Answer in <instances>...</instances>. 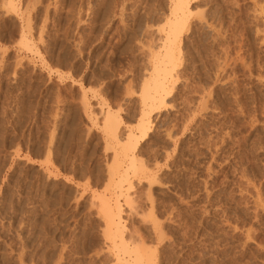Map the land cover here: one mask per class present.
Returning <instances> with one entry per match:
<instances>
[{
    "label": "rangeland",
    "instance_id": "obj_1",
    "mask_svg": "<svg viewBox=\"0 0 264 264\" xmlns=\"http://www.w3.org/2000/svg\"><path fill=\"white\" fill-rule=\"evenodd\" d=\"M186 1L178 72L155 107L141 90L173 0H15L16 13L0 10V264H17L19 240L35 264H53L75 234L61 264H117L89 203L108 197L119 147L102 130L107 108L123 131L148 122L138 158L152 184L141 179L145 217L131 223L160 264H264V1Z\"/></svg>",
    "mask_w": 264,
    "mask_h": 264
},
{
    "label": "bare ground",
    "instance_id": "obj_2",
    "mask_svg": "<svg viewBox=\"0 0 264 264\" xmlns=\"http://www.w3.org/2000/svg\"><path fill=\"white\" fill-rule=\"evenodd\" d=\"M37 1V0H36ZM50 1V0H49ZM172 1V0H171ZM264 1V0H262ZM15 0H0V10L2 11L3 15L9 12L16 13L17 9L15 6ZM45 2V1H44ZM173 6H171L172 10V18L170 16V19L168 20V27L167 29H164L165 33L163 37H160V42L158 46H155L158 48V50L161 47V51L158 52V55L152 53L151 61L153 62V66L151 69V73L149 74V78L151 79V83H145L146 86H143L144 89L141 90L142 93V102L143 104L146 101H148V104L150 107H155L157 103L162 104L164 100V95L167 94V88L170 86L167 84L168 79L172 80L171 78L175 77L176 73H173L172 70L175 68V61H177L178 58L176 56L175 58V46L176 41L178 39V35L181 32V29L184 27L187 16H189L190 8L187 4L186 0H173ZM33 3H36L35 1ZM39 3V2H38ZM50 3V2H49ZM48 3V4H49ZM259 3V2H258ZM257 3V4H258ZM56 1H54L53 5L55 6ZM50 5V4H49ZM57 5V4H56ZM34 7V4L32 5ZM44 7H41V9L45 8L46 14L47 8L50 6L43 5ZM262 6V5H260ZM26 7V6H24ZM36 7V6H35ZM39 7V6H38ZM57 7V6H55ZM55 7L54 11H55ZM58 8V7H57ZM33 9V8H32ZM37 9V7H36ZM40 9V8H39ZM261 10V9H260ZM20 11V10H19ZM45 11L44 15L45 16ZM40 13V12H39ZM53 13V11H52ZM120 13V12H119ZM19 14V13H18ZM16 15V14H15ZM1 16V15H0ZM47 16V15H46ZM45 16V18H46ZM54 16V15H53ZM56 17V16H55ZM53 18V17H52ZM261 18V17H260ZM202 19V18H201ZM44 20V19H43ZM45 22V21H44ZM48 22V20H47ZM41 23V22H40ZM28 24V22H27ZM201 24V23H200ZM167 25V24H166ZM45 26V25H43ZM26 27V26H25ZM42 28V27H41ZM163 28V27H162ZM264 28V27H262ZM32 30V29H30ZM161 30V29H160ZM163 30V29H162ZM27 33H29L27 31ZM150 33V32H149ZM259 33V32H258ZM24 30H21L20 39L18 42L21 41L22 45L28 49L29 46L26 42ZM31 35V34H30ZM41 36V35H40ZM27 37V36H26ZM45 37V36H44ZM41 39V38H40ZM43 39V38H42ZM214 41V40H213ZM30 42V41H29ZM45 42V40H44ZM261 42V41H260ZM259 42V43H260ZM33 44V43H32ZM153 46V45H152ZM33 47V46H32ZM154 47V46H153ZM152 47V48H153ZM178 47V45L176 46ZM23 48V47H22ZM151 48V49H152ZM30 49V48H29ZM179 49V48H178ZM210 49V48H209ZM236 49V48H235ZM48 50V49H47ZM37 52V51H36ZM154 52V51H153ZM179 50H177L176 53H178ZM210 52V51H209ZM236 53V52H235ZM37 54V53H36ZM148 54V53H147ZM154 54V55H153ZM205 54V53H204ZM183 55V54H182ZM77 57V55H76ZM149 57V56H148ZM18 58V57H17ZM242 58V57H241ZM258 59V58H257ZM241 62V61H240ZM243 62V61H242ZM205 63V62H204ZM236 63V62H235ZM33 64V63H32ZM248 64V63H247ZM152 65V64H151ZM178 65V64H177ZM176 65V66H177ZM225 65V64H224ZM24 66V65H23ZM33 66V65H32ZM257 66V65H255ZM258 67V66H257ZM178 68V67H177ZM13 70V69H12ZM150 71V70H149ZM174 71V70H173ZM12 72V71H10ZM227 74V73H226ZM60 75V74H59ZM14 76V74H13ZM173 76V77H172ZM177 76V75H176ZM256 76V75H255ZM171 77V78H170ZM246 77V76H245ZM255 78V77H254ZM185 79V78H184ZM255 80V79H254ZM175 81V79H174ZM225 81V80H224ZM222 82V81H221ZM172 83V82H171ZM175 83V82H174ZM234 83V82H233ZM167 84V85H166ZM24 85V84H23ZM144 85V84H143ZM172 86V85H171ZM36 87V86H35ZM189 87V86H188ZM246 87V86H245ZM142 89V88H140ZM203 90V89H202ZM139 91V90H138ZM209 92V90H208ZM209 94V93H208ZM141 95V94H140ZM168 95V94H167ZM81 96V95H80ZM231 96V95H229ZM56 97V96H55ZM54 98V97H53ZM38 100V99H37ZM82 101V100H81ZM141 102V103H142ZM170 103V102H169ZM85 104V103H84ZM102 105V104H101ZM17 106V105H16ZM81 106V105H80ZM84 106V105H83ZM104 106V105H103ZM165 106V105H164ZM239 106V105H238ZM4 107V106H3ZM53 107V106H52ZM108 107V106H107ZM144 107V106H143ZM148 109H151V108ZM230 107V106H229ZM228 107V108H229ZM217 108V107H216ZM237 108V107H236ZM47 109V108H46ZM142 109V108H141ZM162 109V108H161ZM218 110V109H217ZM51 111V110H50ZM85 111V110H84ZM117 111V110H116ZM142 112V110H141ZM148 112V111H147ZM49 114V113H48ZM149 114V113H148ZM241 114V113H240ZM54 115V114H53ZM104 116L102 117V130L105 133V137L111 139L113 142H115V146L118 145L117 149L114 150L113 153V161L110 162V164L107 166V176H106V184L103 187L104 190L108 194V197L104 199L100 198L99 202L94 201V199L90 198L91 205L94 207V215L98 217L102 221V230L101 233L103 235V238L107 240L106 243L107 249L115 263L117 264H160L158 260V256L155 254L156 252L149 247L147 248L145 246V241L143 240L142 236L139 234V228L137 225H133L131 223V216L136 215L139 217V214L142 213L139 211V184L141 182L142 178L147 179L146 183V190H150L151 187V178L150 176H147V170L144 169L142 162L138 158L139 156V137L144 136L147 132V121L144 117H141L138 121L137 127L135 128L136 132H134L131 128H128L126 131L122 130L120 127V118H118V114L115 112H112L109 110V108L105 109ZM217 116V115H216ZM58 117V116H57ZM253 119L255 117H252ZM149 119V118H148ZM55 120V119H54ZM13 125V124H12ZM257 128V127H256ZM226 131V130H225ZM241 132V131H240ZM140 133V136H139ZM242 133V132H241ZM227 135V134H226ZM145 137V136H144ZM174 137V136H173ZM210 138V137H209ZM110 140V141H111ZM239 140V139H238ZM43 141V140H42ZM44 142V141H43ZM233 143V142H232ZM206 144V143H205ZM252 144V143H251ZM45 145V143H44ZM107 145V144H106ZM235 145V144H234ZM12 146V145H11ZM17 147V146H16ZM108 147V146H105ZM111 147V146H110ZM2 148V147H1ZM109 148V147H108ZM106 150H109V149ZM114 148V147H113ZM112 149V147H111ZM105 150V151H106ZM45 151V150H44ZM192 151V150H191ZM155 152V151H154ZM45 154V153H44ZM246 156V155H245ZM9 157V156H8ZM143 159V158H142ZM253 159V158H252ZM165 160V159H164ZM107 163V162H106ZM146 163V162H145ZM153 163V162H152ZM155 163V162H154ZM153 163V165H154ZM236 166V165H235ZM150 167V166H149ZM151 168V167H150ZM233 168V167H232ZM150 172V171H149ZM105 173V172H104ZM149 175V174H148ZM191 175V174H190ZM237 175V174H236ZM224 177V176H223ZM235 178V177H234ZM158 179V178H157ZM103 180V179H102ZM243 180V179H242ZM98 181V180H97ZM239 181V180H238ZM245 182V181H244ZM247 182V181H246ZM245 182V184H246ZM252 184V183H251ZM254 186V185H252ZM143 188V190H145ZM255 189V188H254ZM147 190V191H148ZM257 190V189H256ZM142 191V190H141ZM255 191V190H254ZM253 191V192H254ZM149 192V191H148ZM148 192L146 193L148 196ZM143 194V193H142ZM141 194V195H142ZM252 194V193H251ZM255 195V194H254ZM100 196V197H101ZM150 196V194H149ZM258 198V197H257ZM143 199V198H142ZM150 198H148V201ZM147 201V200H146ZM151 201V200H150ZM141 202V201H140ZM163 204V203H162ZM90 205V206H91ZM150 211L152 212L151 208H153L152 203L150 202ZM45 206V205H44ZM89 206V207H90ZM125 207V209H124ZM154 209V208H153ZM35 210V209H34ZM142 211V208H141ZM37 212V211H36ZM44 212V211H43ZM165 212V211H164ZM125 215L123 216V214ZM153 213V212H152ZM143 214V213H142ZM142 214H140L142 217ZM155 214V213H154ZM152 214V216L154 215ZM149 215V218L152 217ZM140 217V218H142ZM133 218V217H132ZM155 218V217H154ZM155 220V219H154ZM134 221V220H133ZM144 221V220H143ZM153 221V220H151ZM153 228L154 233L157 237V240H160V237H162L163 234H161L163 231H161L160 226L157 228L156 220L153 221ZM135 224V223H134ZM158 225H160L158 223ZM101 229V228H100ZM46 233V232H45ZM18 234V233H17ZM73 235V234H72ZM76 235V234H75ZM71 236V237H75ZM20 237V235H18ZM35 237V236H34ZM69 237V242L66 241L65 243L67 245L62 244V248L65 247L66 252L62 255L58 256V259L64 256L66 257V254H70L71 251L74 252L76 250V242H74V239ZM78 238V237H77ZM21 239V238H20ZM66 239V238H65ZM71 239V240H70ZM162 239V238H161ZM33 240V239H32ZM9 241V240H8ZM11 241V239H10ZM13 241V240H12ZM17 241V240H15ZM62 241V240H61ZM18 246L14 247L13 244L10 247L12 252L14 251V256H16V262L17 264H35L33 259H29L28 256V249H27V242L25 240H19ZM17 242V243H18ZM9 244V243H8ZM16 244V243H15ZM37 245V243H36ZM64 245V246H63ZM148 245V244H147ZM30 246V245H29ZM160 247V246H159ZM46 249V248H45ZM60 250V249H59ZM76 252V251H75ZM165 252V251H164ZM60 253V254H61ZM34 254V253H33ZM9 255V254H8ZM43 256V253L42 255ZM70 256V255H69ZM68 256V259H70ZM47 257V256H46ZM72 257V256H71ZM96 257V256H95ZM13 258V257H12ZM44 259L45 256L43 257ZM42 258V259H43ZM60 258V259H61ZM73 258V257H72ZM168 258V257H167ZM43 259V260H44ZM58 259H54L53 264H61ZM59 259V260H60ZM63 259V258H62ZM61 259V262H62ZM66 258H64L66 262ZM67 259V263L68 260ZM111 259V258H110ZM15 260V259H14ZM39 260V259H38ZM50 260V259H49ZM71 260V259H70ZM93 260V259H92ZM46 261V260H45ZM74 261V260H73ZM15 262V263H16ZM48 262V261H47ZM51 262V261H50ZM49 262V263H50ZM171 262V261H170ZM64 264V263H63ZM163 264V263H162Z\"/></svg>",
    "mask_w": 264,
    "mask_h": 264
}]
</instances>
